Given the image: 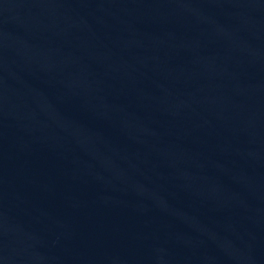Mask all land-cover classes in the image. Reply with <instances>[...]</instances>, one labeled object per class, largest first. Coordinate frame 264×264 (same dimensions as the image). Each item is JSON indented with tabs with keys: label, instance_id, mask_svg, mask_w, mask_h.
I'll return each instance as SVG.
<instances>
[{
	"label": "water",
	"instance_id": "95a60500",
	"mask_svg": "<svg viewBox=\"0 0 264 264\" xmlns=\"http://www.w3.org/2000/svg\"><path fill=\"white\" fill-rule=\"evenodd\" d=\"M0 264H205L106 185L0 66Z\"/></svg>",
	"mask_w": 264,
	"mask_h": 264
}]
</instances>
